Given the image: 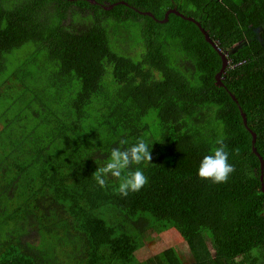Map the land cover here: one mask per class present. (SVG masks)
<instances>
[{
	"label": "trees",
	"instance_id": "obj_1",
	"mask_svg": "<svg viewBox=\"0 0 264 264\" xmlns=\"http://www.w3.org/2000/svg\"><path fill=\"white\" fill-rule=\"evenodd\" d=\"M0 125V264H264V0H0ZM121 140L127 195L95 179Z\"/></svg>",
	"mask_w": 264,
	"mask_h": 264
},
{
	"label": "clouds",
	"instance_id": "obj_2",
	"mask_svg": "<svg viewBox=\"0 0 264 264\" xmlns=\"http://www.w3.org/2000/svg\"><path fill=\"white\" fill-rule=\"evenodd\" d=\"M125 145L126 142L121 140L116 147L110 150L107 160L95 176L96 182L101 186L104 184L106 175L110 174L112 177L120 179L118 189L121 195L139 191L147 180L141 169L128 170L129 165H138L150 159L149 145L143 140ZM217 145L199 160L197 176L208 179L212 183H223L234 171V168L229 162V153L226 151L223 141L218 140ZM122 172L125 173L123 177Z\"/></svg>",
	"mask_w": 264,
	"mask_h": 264
},
{
	"label": "rangeland",
	"instance_id": "obj_3",
	"mask_svg": "<svg viewBox=\"0 0 264 264\" xmlns=\"http://www.w3.org/2000/svg\"><path fill=\"white\" fill-rule=\"evenodd\" d=\"M30 46L31 45H26L22 49H20L19 50L20 55L25 56V54L28 51L27 47H30ZM18 61H20V60L18 59ZM0 127H1V125H0ZM169 237H168V239L170 240ZM145 244H146V249L143 252H141V255H140L141 259L148 257V255H147L148 251L150 252V254L157 253L158 251L162 250L163 248L167 247V245H168L165 238H161L157 234H154V233L146 238ZM209 245H210V242H209ZM175 247L177 248V251L179 252V254L182 258V261L185 264H188V263L193 261V258L190 255L188 248L185 245V243H175Z\"/></svg>",
	"mask_w": 264,
	"mask_h": 264
},
{
	"label": "water",
	"instance_id": "obj_4",
	"mask_svg": "<svg viewBox=\"0 0 264 264\" xmlns=\"http://www.w3.org/2000/svg\"><path fill=\"white\" fill-rule=\"evenodd\" d=\"M112 6H109V7H107V8H111ZM171 12H174V13H177V14H179L178 12H176V10H174V9H171V10H169L165 15V19L167 20L168 18V15H169V13H171ZM207 38H208V40H210L209 39V37L207 36ZM211 41V40H210ZM209 41V42H210ZM211 43H212V45L213 46H215V48L219 51V53L221 54V57H222V60H223V64H222V67H221V69H220V71L217 73V75H216V80H217V82H218V84H220V85H222L223 83L221 82L222 80H221V78H222V75L224 74V72L226 71V67H227V58H226V56L224 55V54H222V52H221V50H219L218 49V47L214 44V42H212L211 41ZM244 117V122H246V118H245V116H243ZM246 124V123H245ZM253 134V140H252V143H253V151L259 156V159H260V161H261V169H262V175H261V180H262V190H263V192H264V182H263V178H264V175H263V172H264V159L262 158V156L257 152V150H256V147L254 146V144H255V142H256V133H252Z\"/></svg>",
	"mask_w": 264,
	"mask_h": 264
}]
</instances>
